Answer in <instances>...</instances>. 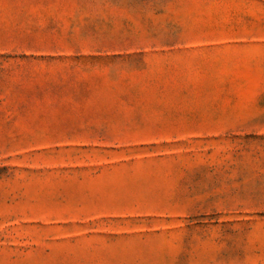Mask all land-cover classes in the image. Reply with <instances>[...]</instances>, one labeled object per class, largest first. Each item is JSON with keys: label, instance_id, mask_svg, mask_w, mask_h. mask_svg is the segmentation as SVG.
I'll list each match as a JSON object with an SVG mask.
<instances>
[{"label": "rangeland", "instance_id": "obj_1", "mask_svg": "<svg viewBox=\"0 0 264 264\" xmlns=\"http://www.w3.org/2000/svg\"><path fill=\"white\" fill-rule=\"evenodd\" d=\"M0 264H264V0H0Z\"/></svg>", "mask_w": 264, "mask_h": 264}]
</instances>
